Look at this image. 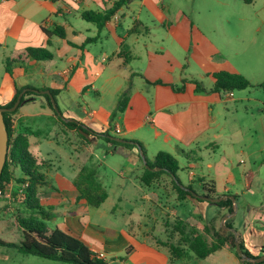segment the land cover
Here are the masks:
<instances>
[{"label":"crops","instance_id":"0c3cea01","mask_svg":"<svg viewBox=\"0 0 264 264\" xmlns=\"http://www.w3.org/2000/svg\"><path fill=\"white\" fill-rule=\"evenodd\" d=\"M114 1L0 0V54L6 52L8 54L5 57L6 59L15 52L25 50L28 47L39 46L45 47L52 53V58L48 60L28 59L26 62L16 63L11 75L5 69V61L1 62L0 105H5L12 99L14 94L13 81L17 87L55 90V102H57L56 98L64 97L63 93H70L71 90L83 97L90 90H95L99 95V88L97 87L99 81H101V86H105L106 84H112L117 78L129 76V86L124 90L129 89L127 105L122 110H118V106L120 101L123 104L125 103L122 97L123 85L116 86L112 92L113 99L119 98L117 104L115 103V107L101 105L99 108L90 110L84 107L81 114L73 110H65L61 113L59 109L63 119L74 120L78 124H82L85 130L66 127L54 112V109L48 105L44 96H34L25 100L13 115L12 123L15 133L29 132V149L43 164L39 167V170L46 177L45 184L52 185V201H55V204L51 202L49 206L45 201L44 203L41 201L42 204L51 208V210L53 208L52 212L55 215H65L66 212L71 213V209L78 205H80V208L84 205L85 208L92 207L84 199L79 198L80 192L76 185L78 174L84 167L94 170L98 182L104 188L106 185L100 179V172L88 166V161L87 163L82 161L76 167L77 171H74L68 183L62 182L58 187H55L50 181L48 171H46L49 169V164L52 165L53 160L51 158L40 159L31 150V138L38 139L37 141L40 143L54 141L59 144V139H62L59 137V132L76 131L82 141L92 139L94 137L92 132H110L114 137L140 142L146 155L149 146L155 145V142H157L162 145L156 147L155 155L159 151H167L173 156H184L188 161L187 168L190 180L198 179L201 188L203 180L213 182L216 195L236 196L237 201L238 196L241 194H259L253 191V188L263 189L262 198L259 200L253 199L249 204L251 211L255 212L253 220L263 222L264 87L259 84L264 81V78L260 81H250L244 73L237 71L233 65L230 67L232 69L226 68V64H231V62L227 58L229 56L224 53L219 57L222 62L216 63L218 66L209 65V69H207L206 76L213 81L210 87L202 85L199 80L189 82L175 74L172 77L173 79H166L162 77L163 71L161 70L154 74L148 71L149 73L146 74L145 67L150 68L153 66L154 53L162 50H153L146 41H141L140 38L151 36L154 28L161 29L164 36L170 35L178 40L180 38V44L189 47L190 44H186L185 39L182 37L187 38L193 32L194 20L202 14L206 15V12H208L211 15L214 13L219 17H224L228 23H230V18L233 17H237L240 21L247 19L248 15L250 16L249 19L256 18L254 23L249 22V25L253 27L251 33L261 36L264 41V0H252L251 3L244 0H132L127 7L119 9L100 29L82 16L84 12L89 10L104 12L112 6ZM258 2H261V10H256L253 14L238 13L235 10V6L241 4L246 7L253 6ZM81 20L92 23L93 26L90 27ZM57 26L63 29L64 36L52 34L48 37L45 31H52ZM88 33H91V35H88ZM210 43L212 46H218L214 40ZM262 46L264 47V44ZM144 60L147 63L145 66L143 65ZM111 64L120 68V70L117 73L110 70ZM124 67L128 68V71H124ZM220 70L244 74L251 83L250 87H256L257 89L254 93L249 91L238 92V94L210 91L214 83L212 73ZM195 81L200 82L202 91L196 89ZM241 91H244V89ZM229 93H232V95H229ZM29 104H37L38 108L32 109L34 106L30 107ZM135 104L141 110H134ZM126 113H129L128 117L125 116ZM46 119L51 122L50 124L55 129L52 136L44 135L42 128L38 127L41 125L40 121L43 120L44 122ZM35 124L38 126L34 127ZM67 143L73 144L71 140ZM109 145L115 146V150L123 151L126 156L127 161L123 164V169L120 170L119 175L126 179L130 172H134V178L141 182L140 175L143 171V162L140 158L139 149ZM229 148L234 151V154L229 153ZM194 150L197 153H201L203 150H212L213 155L216 156L221 151L224 153V157L222 159L214 158L210 162L207 171L201 170L202 172L196 176L193 169L197 160L201 161V155L196 154L193 156L191 153ZM38 152H40V148ZM78 155L81 154L78 152L76 158H78ZM235 155L238 156L237 165H235L233 159ZM44 161L45 163H43ZM205 173H207L206 176ZM163 175L169 177V183L174 190V197H177L178 194L171 177L167 174ZM220 178L225 179L226 182L222 193L217 190V179ZM45 184L39 186L38 192L44 190ZM181 184L185 185L182 182ZM143 186L145 185L141 183L139 188L142 190ZM134 187L137 188V184ZM107 192V198H109V191L107 190ZM195 192L200 194L203 191ZM181 200L184 203L188 201V204L197 201L189 197ZM183 201L180 203L182 206L184 205ZM61 207L66 208L64 212ZM221 209L226 211L223 208ZM149 210L153 211L154 209ZM3 213L4 211L0 210L1 233L6 232L10 224ZM163 213H174L179 220L187 223V227L188 224L198 223L194 217H185L177 207L169 210L167 208L163 209ZM86 215L88 217L77 220L78 225L76 227L68 220L64 226L66 231L69 230L68 232L79 236L91 250L104 252L107 256L110 249L119 250L112 244L126 243L127 245L124 248L127 257L126 259H118L121 264H171L175 262H170L171 254L168 249L156 244L157 239H160L159 237L163 241L167 240L168 238H165L166 234L158 235L159 233H156L157 236H154L151 232H147L146 236L140 235V237L124 229H121V231L108 229L111 232L109 234L110 238L103 237L102 241H97L85 229L91 225L94 229L92 232L100 236L103 231H108V227L105 226L102 231V225L92 221L88 209ZM148 217L151 221L156 219V217H153L152 212ZM198 218L202 221L201 217L198 216ZM211 221H202L204 226L198 232H203L205 225ZM220 224L222 225V222ZM218 226L216 224L217 229L221 228V226ZM150 229H153V225ZM223 230L227 229L224 227ZM178 233L176 231V234ZM239 233L246 245V236L241 231ZM122 236L125 237L124 241H121ZM206 236L208 240L211 239L208 235ZM98 242L101 243V245H98L100 247L96 245ZM217 251H225L226 255L233 256V264H241L236 255L234 256L229 251V247L224 246ZM186 256L179 258V260L184 259ZM112 263H114L113 260Z\"/></svg>","mask_w":264,"mask_h":264},{"label":"rangeland","instance_id":"374dc122","mask_svg":"<svg viewBox=\"0 0 264 264\" xmlns=\"http://www.w3.org/2000/svg\"><path fill=\"white\" fill-rule=\"evenodd\" d=\"M260 4L261 2H258V4L253 6L249 5L247 7L241 4L240 6H235V10L238 13L253 14L256 10H261ZM198 17L199 18L194 20L195 26L193 32L187 38L182 37L185 39L184 42L186 44H190L189 47H187V45H181L180 38L178 40L170 35L164 36L161 29L154 28L151 36L140 38L141 41H146L153 50H162L161 52H151L152 54L154 53L155 60L152 62V67H145L146 74L149 73L148 71L154 74L161 70L163 71L162 77H165L166 79H173L172 77L175 74L176 76L185 78L186 81L193 82V80H199L202 85L210 87L213 81L210 77L206 76L207 69H209V65L218 66L216 63L222 62L219 57L224 53L229 56L227 58L228 60L230 59L231 62V64H226V68L232 69L230 67L233 65L237 71L244 73L250 81H260L264 78V47L262 46L264 41L261 36H257L256 34L253 35L251 33L253 27L249 25V22L254 23L256 18L252 17L249 19L250 16L248 15L247 19L240 21L237 17H233L230 18V23H228L224 17H219L214 13L211 15L206 12V15L202 14ZM81 22L90 27L93 26L92 23L82 20ZM88 35H91V33H88ZM212 40L216 41L218 46H212L210 43ZM7 55L6 52L0 54V70H2L1 62L5 61ZM143 65H147L145 60L143 61ZM110 70L117 73L120 68L111 64ZM124 71H128V68L124 67ZM128 77L117 78L112 84H106L105 86H101V81H99L97 84L99 95L95 90H90L87 91L83 97L71 90L70 93H63L64 97L56 98V103L61 113L65 110H73L81 114L84 107L90 110L93 108H99L101 105L105 107H115V103L117 104V99L119 100V98L116 100L113 99L112 92L118 85H123L122 91H124L129 86ZM256 89V87H249L244 89V91L234 90L233 92L235 94H238V92L249 91L254 93ZM29 106H34L32 109L38 108L37 104H29ZM134 110L137 111L141 109L135 104ZM128 114L129 113H126L125 116L128 117ZM40 122V126L35 124L34 127H41L44 135L47 134L52 136L55 133V129L48 119L44 120V122L41 120ZM59 137L62 138L59 139V144H56L54 141H44L40 143L37 141L38 139L34 137L31 138V150L40 159L51 158L53 160L52 165L49 164V169L46 170L49 173L51 183L55 187H58L62 182L68 183L74 174V171H77L76 167H78L82 161H86V163L88 161V166L93 167L100 172V179L106 185L105 188L109 191V198H107L98 208H85L84 205L82 207L84 210L81 211L80 209L82 208L78 205L71 209V213L66 212L65 215H55L54 219L45 221L50 229L59 226V228L66 231L64 225L67 220L76 227L78 225L77 220L88 217L86 215L88 209L92 221L102 225V231L106 226L108 227L107 230L115 229L121 231V229H124L125 231H130L138 236H146L147 232H151L154 236H157L156 233H159L158 235L164 233L166 234L165 238L168 239L163 241V239L158 236L160 239H157V243H155L157 246L168 249V247L164 246L162 242L172 241L177 244L181 243L184 248H188L189 242L185 241V239L192 237L194 232L201 230L204 226L203 222L212 220L222 227L220 224V222H222L221 217L226 211L222 210L218 205L206 201H194V203L190 204H188V201H185L184 203L183 200L178 198V195H176L177 197H174V190L169 183V177H166V175L158 177L156 179L157 181H154L150 187L143 186L142 190L139 188L141 182L134 178V172H130V174L126 176V179L122 178L119 173L120 170L123 169L122 166L127 160L123 151H119L118 149L115 150V146H110L104 140L97 137H93L88 141H82L76 131H67V133L59 132ZM70 140L73 144H70L71 142L67 143ZM74 141L76 142L74 143ZM161 145L162 144L155 142V145L153 144L149 146L147 149V157L150 160H153L155 157L157 151L156 147ZM39 148L40 152H38ZM169 149L171 150V148ZM228 151L229 153L231 152V154H234V151H231L230 148ZM78 152L82 156L78 155V158H76ZM188 154L190 155V153ZM191 154H193V156L196 154L201 155V161L197 160L196 166L193 169L196 176L202 171L206 172L210 162L214 158L222 159L224 157L223 152L220 151L216 156L213 155L212 150H203L201 153H197V151L194 150ZM174 156L180 166V169L177 171L180 181L185 185L191 184L197 192L203 191L199 186L198 179H195L194 181L190 180L187 159L182 155ZM233 159L235 165H237L238 156H233ZM15 174L16 176L19 175V170H16ZM206 175L207 173H205V176ZM136 184L137 188L134 187ZM45 185L46 187H44V190L38 192V196L43 203L45 201L46 204L50 206L51 202L55 204V201H52V185ZM225 185V179H217V190L219 193L223 192ZM20 188L21 186L12 182L9 184V188L0 195L1 211H4L3 214H5L8 223L10 222L8 225V232L5 230L6 232L1 233L0 230V237L6 241L17 243L21 239V229L17 224L14 213L22 210L21 204L18 201V197L21 195ZM252 190L259 194H241L237 198L234 213L229 217H226L227 215H225L223 218H227V222L233 229H238L246 236V246L250 252L262 257L264 256V221L259 222L253 220L255 212L251 211L249 204L253 199L259 200L262 198L263 189L253 188ZM182 201L184 203L183 206L180 204ZM176 207L180 209V212H182L185 217H194L198 223L194 225L188 224L187 227V223L183 220H179L174 213H163V209L167 208V210H169ZM65 209L66 208L61 207L63 212ZM149 209L154 210L150 211ZM151 212L153 217H156L153 221L148 217ZM198 216L201 217L203 222L199 220ZM151 225H153L152 230L150 229ZM218 229L221 230L222 228ZM93 230L94 229L91 225L85 229V231L96 238L97 241H102L103 237L110 238L109 234L111 232L109 230L103 231L100 233V236L94 234L92 232ZM178 230L181 233H178ZM176 231L178 234H176ZM124 238L125 237L122 236L121 241H124ZM99 244L101 245L100 242L96 243L97 247H100L98 246ZM112 245L119 250L110 249L107 255V261L109 264H121L118 262V259H126L127 253L124 247L127 244L117 243ZM229 251L235 256L232 249H229ZM233 259V256L231 255L230 257L226 255L225 251H217L204 259L195 256L193 252L189 251L184 259L179 260V258L171 257L170 262L175 261L171 264H233ZM112 260L114 263H112ZM0 264L68 263L42 258L36 255L19 253L12 248L0 245ZM261 264H264V259Z\"/></svg>","mask_w":264,"mask_h":264},{"label":"trees","instance_id":"16d2710c","mask_svg":"<svg viewBox=\"0 0 264 264\" xmlns=\"http://www.w3.org/2000/svg\"><path fill=\"white\" fill-rule=\"evenodd\" d=\"M131 1L115 0L112 6L104 10V12L89 10L84 12L82 16L85 20L94 23L100 29L119 9L127 7ZM244 1L251 3L252 0ZM45 33L48 37L52 34L64 36L63 29L58 26L52 31L46 30ZM51 58L52 53L43 46L28 47L6 58L4 62L5 69L11 75L14 65L18 62H26L28 59L48 60ZM212 77L214 83L210 91L233 92L234 90H242L251 86L250 81L240 73L220 70L213 72ZM13 84L14 94L12 99L7 104L1 106L11 107L19 93L23 89L27 90L22 95L20 104L14 111L3 112V118L8 132V153L0 176V189L6 190L12 182L21 186V195L18 197V201L21 204L22 210L14 213L17 224L21 229V239L18 243L0 239V245L12 248L19 253L36 255L68 264H109L107 260L98 258L93 250L79 236L68 232L69 230L64 231L59 227L50 229L47 226L45 221L54 219L55 214L49 207L42 204L38 196L39 186L46 183L44 173L39 170V167L43 164L38 161V158L29 149V132L21 131L15 133L12 117L25 100L34 96H44L48 105L54 109V112L66 127L85 130L83 125L71 119H63L57 104L54 106L50 97L51 94L55 101V90L50 89V94H48L42 92L45 89L17 87L14 81ZM195 84L198 91L203 90L199 81H195ZM259 85L264 87V81ZM128 90L123 92L122 97L125 103L123 104L120 101L118 110H122L127 105ZM92 133L94 137L100 138L108 144L121 145L129 149L134 147L139 149L140 158L143 162V171L140 175V181L143 185L150 186L158 177L167 174L172 178L179 199L189 197L200 202L206 201L217 204L226 210V213L221 217L222 229H217L214 221L209 222L205 225L203 232H194L192 237L185 239V241L189 242L188 248H184L181 243L177 244L170 241L162 242L164 246L168 247L171 257L181 258L186 256L188 251H192L197 257L204 259L218 249L227 246L234 251L241 264L262 263L264 258L259 260L258 255L251 253L248 247H246L242 235L231 227L227 222V218H223L225 215L229 217L234 213L236 196H234L235 200H233L226 194L216 195L215 184L213 182H205L204 180L202 184L203 192L200 194L196 193L191 185H182L177 177V171L179 169L178 162L167 151H159L154 159L150 160L142 144L136 140L120 139L112 136L110 132ZM16 170H19V175L17 176L15 174ZM76 185L80 192L79 198L84 199L92 207H99L108 197L107 190L96 179L95 171L89 167H84L80 171ZM224 227L227 230H223ZM206 235L211 239L208 240ZM236 243H238L241 253L237 251Z\"/></svg>","mask_w":264,"mask_h":264},{"label":"water","instance_id":"95a60500","mask_svg":"<svg viewBox=\"0 0 264 264\" xmlns=\"http://www.w3.org/2000/svg\"><path fill=\"white\" fill-rule=\"evenodd\" d=\"M27 89H23L16 101L14 102V104L11 106V107H4V106H1L0 105V176H1V173H2V170H3V167H4V164H5V161H6V157H7V153H8V132H7V129H6V124L4 122V118H3V112L5 111H14L18 105L20 104V101H21V97L22 95L24 94V92L26 91ZM42 92H46L48 94H50L49 90H45V91H42ZM50 97L52 99V102H53V105L56 106L55 104V101L53 99V96L50 94ZM231 199L234 200V197L233 196H230ZM236 249L238 252L241 253L240 249H239V246H238V243H236ZM264 256L262 257H259L258 259H263Z\"/></svg>","mask_w":264,"mask_h":264},{"label":"built area","instance_id":"2783aa9c","mask_svg":"<svg viewBox=\"0 0 264 264\" xmlns=\"http://www.w3.org/2000/svg\"><path fill=\"white\" fill-rule=\"evenodd\" d=\"M229 95H232V93H229ZM8 188H9V186H8ZM6 189H7V188H6ZM5 191H6V190H2V189H0V195H1L2 193H4ZM93 252L96 254V256H97L98 258L108 260L106 254H105L104 252H99V251H93Z\"/></svg>","mask_w":264,"mask_h":264}]
</instances>
